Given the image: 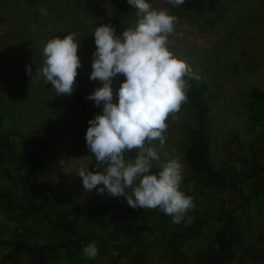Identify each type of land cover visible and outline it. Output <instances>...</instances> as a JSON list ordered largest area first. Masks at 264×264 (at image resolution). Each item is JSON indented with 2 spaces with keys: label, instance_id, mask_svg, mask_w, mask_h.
I'll list each match as a JSON object with an SVG mask.
<instances>
[{
  "label": "trees",
  "instance_id": "trees-1",
  "mask_svg": "<svg viewBox=\"0 0 264 264\" xmlns=\"http://www.w3.org/2000/svg\"><path fill=\"white\" fill-rule=\"evenodd\" d=\"M26 1L29 13H39L38 21L46 18L40 8L48 10L52 0ZM13 2L0 0V15H6L12 25L7 36L0 38L1 47L6 46L8 36L11 37L9 41L16 42L21 32L17 26L24 19ZM79 2L76 0V4ZM224 3L225 0H184L179 7L188 12L212 15L221 12ZM132 7L128 0H116L108 24L115 31H121L123 25L132 20ZM41 24L45 26L44 21ZM46 27L45 44L53 36ZM8 60L1 53L0 211L7 221L16 226L11 228L8 237L0 236V247L5 250L0 256V264H56L62 260H69L73 264H151L147 250L148 235L156 232L165 237L167 253L177 264H231L237 259L242 261L246 237L259 225V219L254 214H259L264 221V209L258 208V205L264 207V147L254 152L251 158H242L238 166L230 161H215L210 120L211 89L199 72H194L199 79L187 78L191 87L187 91L186 103L192 108L196 125L188 128L190 142L186 156L195 187L185 194L194 197V202L196 196H210L208 206L200 209L195 203V208L187 213L185 220L175 224L172 217L159 208L149 210L127 205L128 210L144 214L141 220L127 222L122 211L111 202L91 206L69 204L53 185L48 184L49 188L42 182L50 161L34 148L27 149L23 131L8 127L7 122L15 113L14 103L23 104L29 102L31 96L51 97L56 93L48 89L49 83H45L42 76L27 77L26 69L12 71L11 75L9 70L4 72L1 62L13 67ZM28 60L29 56H24L23 65ZM41 61L37 68L31 69L35 71L31 75H35L43 66L44 61ZM92 71V67L88 68V71L76 77L77 86L72 94L73 106L84 126L85 135L88 121L103 111L102 104L97 106L94 100L86 99L102 87L100 80L90 79ZM246 91L253 109L248 120L250 127L264 128V90L252 86ZM118 98V94L114 93V102H118ZM39 128L45 133L47 144L53 147L62 145L65 130L56 117L48 116L41 120ZM158 142L154 140L153 144L156 146ZM126 155L134 157L136 152ZM160 170L153 163L151 171L155 173ZM227 191L236 195L237 199H227ZM151 216L155 219L150 220ZM189 216L193 218L190 224L186 223ZM213 223L218 224L214 236L199 245L193 255L186 252L184 247L199 239L205 228ZM41 226L45 230H40ZM93 241L98 247V255L88 259L83 255V248Z\"/></svg>",
  "mask_w": 264,
  "mask_h": 264
},
{
  "label": "rangeland",
  "instance_id": "rangeland-1",
  "mask_svg": "<svg viewBox=\"0 0 264 264\" xmlns=\"http://www.w3.org/2000/svg\"><path fill=\"white\" fill-rule=\"evenodd\" d=\"M79 1L80 4H76V0H52L48 15L42 21L47 26L46 30L52 29L51 38L56 35L62 38L69 32L77 34L78 55L81 60L78 75H81L92 67L94 60L93 53L96 50L94 29L108 23L111 8L116 0ZM26 2V0L13 2V6L24 19L17 26L21 31L18 32L17 41L14 43L9 41L11 37L8 36L5 47H1L2 40L0 42V55L1 53L6 55L13 66L11 68L10 65L8 67L1 62L2 70L4 72L9 70V75L17 69L28 70L29 65L31 69L37 68L38 62L44 61L42 49L45 45V26L41 24V19L37 20L40 18L38 12L33 15L34 13L27 11ZM148 2L154 8H167L178 17L174 32L169 34L168 47L176 56L184 59L193 72H199L210 86L212 95L210 120L215 161L217 163L230 161L237 166L240 165L242 158H251L254 152L264 147V128H251L248 122L253 109L251 98L246 93L252 86L264 90V0H225L223 10L212 15L184 11L179 6H172L167 0ZM132 11V20L126 22L120 32L116 31L117 35H122L128 27L137 23L138 9L133 6ZM11 27L9 18L0 15V38L7 36ZM27 55L30 60L23 65L24 56ZM33 76L36 74L27 73V77ZM124 79L125 77L120 74L113 78V94H118ZM1 81L0 76V90L3 89ZM48 89L56 93L51 82ZM14 107L15 113L10 116L7 126L22 130L27 139L26 148H34L50 161L42 177L46 187L50 188L48 184L53 185L69 204L91 206L111 202L122 211L127 222L141 220L144 217L143 213L128 210L127 201L123 197H114L107 192L101 195L97 189L85 191L82 178L76 175L79 167L84 166L93 171L97 169L95 158L87 148L84 126L74 109L72 95L56 93L53 96L51 94V97L31 96L29 102L14 103ZM48 116L56 117L65 130L61 146L53 147L47 144L45 133L39 131L40 121ZM177 117L175 120L171 118L168 120L169 127L164 133L166 142L163 146L160 142L155 146L160 160L153 163L161 168L162 163L171 159L173 155H178L184 164L180 188L184 192H190L195 183L186 149L190 142L188 128L196 125V118L188 103L182 105ZM225 196L227 199H237L232 192L227 191ZM210 199V196L205 198L196 196L195 203L198 208L205 209ZM258 208L264 209L260 205ZM254 215L259 219V225L246 237L242 261L237 259L231 264H264V221L260 219L259 214ZM154 219V216H151L150 220ZM14 226L15 223L7 221L0 211V236L8 237ZM217 228L218 224L215 223L207 226L202 236L189 242L184 250L193 255L199 245L214 236ZM39 229L45 230V227L41 226ZM147 250L151 264H177L169 257L162 234L156 232L148 235ZM4 251V248L0 247V256ZM56 264L73 263L62 260Z\"/></svg>",
  "mask_w": 264,
  "mask_h": 264
},
{
  "label": "clouds",
  "instance_id": "clouds-1",
  "mask_svg": "<svg viewBox=\"0 0 264 264\" xmlns=\"http://www.w3.org/2000/svg\"><path fill=\"white\" fill-rule=\"evenodd\" d=\"M167 2L176 7L184 0ZM128 3L138 9L139 19L134 26L122 35H117L108 23L94 29L96 50L90 79L100 80L102 87L86 99L94 100L97 106L102 104L103 111L88 121L85 139L97 170L81 166L76 175L82 178L86 192L97 189L101 195L107 192L123 197L131 208H159L179 224L196 206L194 197L180 188L184 164L178 155H173L162 163L160 171L152 172L153 161L160 160L153 141L165 144L168 120L177 119L187 102L191 87L187 78L199 77L168 47V37L178 17L167 8H154L148 0ZM40 12L48 15L45 7ZM76 35H56L42 49L44 62L36 75L47 84L51 82L57 95L71 96L77 86L81 60ZM28 74H32L30 65ZM118 74L125 79L119 87L118 102H114L112 81ZM132 151L136 152L134 157L126 155ZM192 221L189 216L186 223ZM98 251L93 241L83 248V255L94 259Z\"/></svg>",
  "mask_w": 264,
  "mask_h": 264
}]
</instances>
